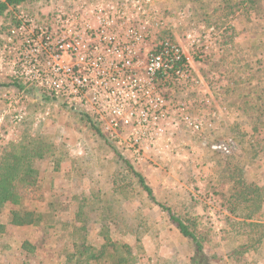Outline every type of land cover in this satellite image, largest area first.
<instances>
[{"label":"rangeland","instance_id":"374dc122","mask_svg":"<svg viewBox=\"0 0 264 264\" xmlns=\"http://www.w3.org/2000/svg\"><path fill=\"white\" fill-rule=\"evenodd\" d=\"M77 1L34 0L0 17V157L23 143H42L44 154L35 161L38 184L22 188L25 208L52 211L66 223L85 221L91 246L100 249L102 232L108 233L131 245L139 264H189L186 242L168 213L146 196L127 160L159 203L197 221L210 236L207 253L215 264H264V245L242 261L230 259L241 233L227 220L249 214L251 203L236 199L242 181L258 190L262 199H248L262 200L256 219L264 222V100L258 101L264 90V0H151L163 18V37L182 47L192 77L158 82L161 120L120 125V139L110 138L100 123L110 144L78 114L14 75L32 26L52 27L55 15ZM51 30L59 31L56 25ZM22 51L27 61L28 51ZM60 230L7 227L0 235V264L58 262L64 246L83 240L73 229Z\"/></svg>","mask_w":264,"mask_h":264},{"label":"built area","instance_id":"2783aa9c","mask_svg":"<svg viewBox=\"0 0 264 264\" xmlns=\"http://www.w3.org/2000/svg\"><path fill=\"white\" fill-rule=\"evenodd\" d=\"M160 13L151 0H78L55 15L52 27L32 26L22 43L28 60L19 48L14 75L82 109L120 139L118 126L164 117L160 80L192 77L182 47L163 37Z\"/></svg>","mask_w":264,"mask_h":264},{"label":"trees","instance_id":"16d2710c","mask_svg":"<svg viewBox=\"0 0 264 264\" xmlns=\"http://www.w3.org/2000/svg\"><path fill=\"white\" fill-rule=\"evenodd\" d=\"M30 1L34 0H0V17L11 13V11ZM27 94L34 95L33 91H27ZM258 97L259 102L264 100V90L261 91V95ZM49 100L60 102L62 106L78 114L81 120L90 125L100 137L106 138L102 134L101 124L97 119L80 111L78 108L68 106L64 102L62 103L58 99L52 98ZM252 108L255 109V107ZM260 108L264 109V105ZM261 109L260 116L263 117L264 110ZM261 126L264 129V123ZM257 128L258 126L253 131H257ZM106 141L110 144L107 138ZM41 144L23 143L8 156L0 157V235L5 234L8 226H40L47 229H57L59 227L62 230L70 228L73 229L71 233L83 236V240L82 242L70 243L64 246L59 254V261L54 264H139L133 247L128 244L114 242L108 233L102 232L104 244L100 249L91 246L87 240L89 230L85 221L78 220L66 223L58 215H52V211L44 213L30 211L25 208L21 191L22 188H31L38 184L39 171L35 167V161L44 157ZM121 159L123 158L121 157ZM124 162L131 173L139 179V185L149 200L155 206L162 208L168 213L170 223L176 228L189 249V264H215L207 253V244L210 242V236L198 230L197 221L185 220L174 214L165 205L159 203L144 177L136 172L127 160H124ZM240 183L244 185L242 187L244 189L236 196V199H243L246 204L251 203V205L245 208V211H249V214L235 216L236 218H227L228 222H230L229 226L233 227L237 233H241V244L238 250L231 252L229 255L234 262H239L240 259L243 260L251 252H259L260 247L264 245V222L256 219V214L261 213L263 210L262 200L248 199L249 196L257 195L259 197L258 190H252L251 187L247 188L242 181ZM259 199L262 198L259 197ZM4 218H7V224L2 222Z\"/></svg>","mask_w":264,"mask_h":264},{"label":"crops","instance_id":"0c3cea01","mask_svg":"<svg viewBox=\"0 0 264 264\" xmlns=\"http://www.w3.org/2000/svg\"><path fill=\"white\" fill-rule=\"evenodd\" d=\"M9 227V226H8Z\"/></svg>","mask_w":264,"mask_h":264}]
</instances>
